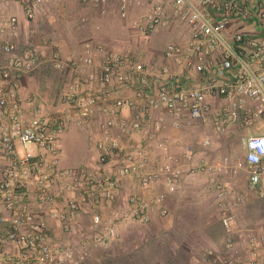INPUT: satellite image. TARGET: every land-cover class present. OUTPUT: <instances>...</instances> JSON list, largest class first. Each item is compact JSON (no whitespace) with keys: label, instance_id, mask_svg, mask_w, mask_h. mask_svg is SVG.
<instances>
[{"label":"built area","instance_id":"1","mask_svg":"<svg viewBox=\"0 0 264 264\" xmlns=\"http://www.w3.org/2000/svg\"><path fill=\"white\" fill-rule=\"evenodd\" d=\"M51 1L0 0V34L13 33L18 24L15 16L2 14L3 8L17 5L23 17L33 21L48 14ZM74 1L82 6L103 2ZM146 3L148 14L133 24L140 33L181 28V38L163 50V63L148 65L147 70L127 56L86 45L79 62L92 65V53L99 54L96 81L111 89L80 94L74 83L61 99L64 109L40 113L30 120L24 117L16 91L23 77L42 64L39 53L34 47H25L18 55L13 44L0 45L7 56L0 66V206L5 212L0 216L5 226L0 236V264H80L88 254L76 253L54 239L46 218L59 220L70 231L88 206H109L127 179L146 190L161 184L167 193H174L184 170L179 159L167 153L171 142L161 136V124L153 121V112L209 121L218 133L230 126L248 129L264 123V35L258 34L264 32V0ZM118 15L127 18L126 0L120 1ZM50 63L61 73L69 66L57 53H52ZM124 89H131L133 97L116 94ZM207 99L220 104L214 107ZM71 126L87 130L88 142L97 153L94 167H60L58 138ZM243 139L244 161L235 168L244 165L248 191L264 197V134L247 133ZM144 141H155V147L164 151L152 170H148ZM183 152L191 161L190 148L184 146ZM226 170L235 173L227 160L218 165L201 160L187 169L190 174L214 177L211 188L224 236L222 251H204L200 264H264V224L258 229L235 226L234 210L244 197L232 196L215 177ZM58 197L62 206L56 210L53 206ZM165 199L162 192L151 199L131 193L124 210L114 211L103 223L95 220L91 244L107 248L118 241L120 226L147 224L157 213L165 217ZM9 245L16 248V254L7 252Z\"/></svg>","mask_w":264,"mask_h":264},{"label":"crops","instance_id":"2","mask_svg":"<svg viewBox=\"0 0 264 264\" xmlns=\"http://www.w3.org/2000/svg\"><path fill=\"white\" fill-rule=\"evenodd\" d=\"M120 1L103 0L82 6L74 0H52L47 7L48 14L33 21H27L17 5L10 4L3 8L2 14L15 16L18 24L13 33L6 31L0 34V45L4 42L13 44L14 53L18 55L25 47H34L42 61L35 71L23 77L16 91L26 120L40 113L64 109L61 99L74 83L80 94L111 89L96 81L101 57L99 54L92 53V65L84 66L79 62L86 45L93 48L101 46L112 54L127 56L144 64L147 70L148 65L158 67L163 63V50L181 38V28L160 27L150 35H144L133 24L148 14L146 0H126V19L117 16ZM258 34L264 35V32L260 31ZM168 40L169 43L165 46ZM52 53H57L60 61L69 65L65 73L56 70L50 63ZM6 59L7 56L0 50V66ZM87 79H90L89 83L83 84L82 81ZM116 94L122 98L133 97L131 89H124ZM207 102L214 107L220 104V101L212 99H207ZM123 115L128 116V113L124 111ZM152 117L153 121H160L161 136L171 142L167 153L178 158L184 170L176 190L174 193H167L161 184L146 190L138 182L127 179L109 206H88L77 216L70 231H66L59 220L46 218L54 239L71 246L76 253L88 254L80 264H103L101 259L89 256L95 252L91 244L95 220L103 223L114 211L124 210L131 193L148 199L160 192L166 196L165 217L157 213L147 224L133 222L120 226L118 231L119 238L125 241L129 237L137 241L142 238L143 243L148 244V264H200L204 251L214 250L220 253L224 236L220 211L211 188L214 177L187 172L191 165L201 160L215 165L227 160L230 167L235 169V173L226 170L215 176L232 196L244 197L242 204L234 210L235 226L250 229L262 226L260 221L264 206L257 199L259 195L248 191L246 167H235L238 162L244 161L243 136L247 133L264 134V123L257 122L253 130L252 124L248 129L230 126L224 133H218L209 121L192 120L185 115L175 117L167 113L153 112ZM237 138L242 141L241 146L236 145ZM58 145L60 167L95 166L97 153L88 142L86 129L69 127L59 136ZM143 146L148 152V170H152L164 156V151L155 147V141H144ZM184 146L191 150V161L186 159ZM2 167L3 159L0 157V171ZM61 206L62 199L58 197L53 207L59 210ZM2 215L5 212L0 206V216ZM4 230L5 226L0 223V236ZM7 252L13 255L17 250L9 245Z\"/></svg>","mask_w":264,"mask_h":264},{"label":"rangeland","instance_id":"3","mask_svg":"<svg viewBox=\"0 0 264 264\" xmlns=\"http://www.w3.org/2000/svg\"><path fill=\"white\" fill-rule=\"evenodd\" d=\"M168 43L169 40L166 41L165 46ZM256 124L250 126L252 130ZM243 134H246V132ZM236 140V145L241 146L242 141L239 138ZM257 199L264 206V197H258ZM260 223V225L264 224V214ZM94 250L95 252L89 256L101 259L103 264H148V244H144L142 238L137 241L135 238L129 237L125 241L120 237L115 244L104 249L95 248Z\"/></svg>","mask_w":264,"mask_h":264}]
</instances>
